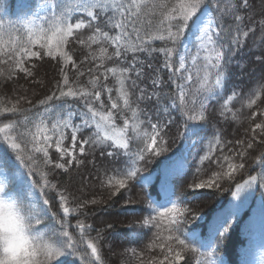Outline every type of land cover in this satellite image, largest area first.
<instances>
[{
    "label": "trees",
    "instance_id": "16d2710c",
    "mask_svg": "<svg viewBox=\"0 0 264 264\" xmlns=\"http://www.w3.org/2000/svg\"><path fill=\"white\" fill-rule=\"evenodd\" d=\"M40 2L41 0H0V20L4 23L3 30H0V109L11 108L13 105L19 109L17 113L0 111V128L9 125L4 132H0V152H8L14 157L15 153L8 147L4 136L17 138L26 154L35 156L40 171L47 174L50 184L56 186L45 188L43 194L37 189L41 203L44 199L49 200V204L43 206L47 209L45 218L49 221L66 220L67 230L73 236L78 249L76 255H66L59 264H83L79 257L84 252L90 254V249H87L88 241L98 245L103 264H161V261L168 264L164 260L166 250L162 251L159 246H153L154 243H165L157 240V233L168 235L164 227L167 221H162L160 229L143 225L144 219L155 215L151 202L160 207L165 198L167 201L176 200L182 209H187L177 234L190 246L200 249V252H203L202 241L213 231L216 218L225 216L235 220L228 234L217 237L215 264H250L252 259V264H264V251L255 257L254 250L260 230L250 222L251 213L255 214L253 208L257 200L262 198L264 202V187L261 186L264 184V129L253 131L256 124H264V84L258 83L264 78V7L260 8L264 0H248L247 6L243 5V0H221V7L228 9L222 17V23L225 29L230 27L231 32H224L219 37L213 35L216 43L212 44V51L223 50L226 62L223 63V87L217 88L221 98L213 97L206 111H202L199 105L206 93L198 91L204 77V72L198 71L202 70L204 61L199 60L191 66L195 48H192L186 57L188 71L178 73L175 72V68L179 66V58L176 55L170 61L172 69L164 67L166 58L161 50L172 47L171 43L149 39L156 33L162 19L159 15L161 9H156V15L153 16L151 5H167L168 9H171L177 6L180 0H145L149 7L142 10L138 24L141 36L148 41L144 45L148 50L138 53L129 51L121 58L113 55L115 48L110 38L95 33V26L99 25L103 31L109 32V37L119 35L118 30L111 29L100 21L93 22V28L85 27L75 33L59 49L53 48L52 56L46 55L48 49L41 45L52 36V18L51 13H38L39 7L36 5ZM212 2L214 5L215 0ZM210 10L213 17H219L214 7ZM46 15L50 18L48 21L42 19ZM72 15V22L84 20L85 24L88 23L86 14L74 12ZM235 15H239L241 20L236 21ZM34 25L39 27V32L32 38L39 39V43L28 44L29 29ZM237 25L241 33L247 31L249 35L245 37L240 34L239 43L234 44L232 37L237 35ZM215 30H219L216 24ZM190 36L191 32H187L181 38L182 42L175 46L179 55L183 54L184 43ZM80 40L84 43H80ZM10 42L15 44L10 46ZM121 43L131 47L135 43V34L128 38L126 45L123 40ZM19 44L40 53L39 57L23 59L22 66L27 68L31 75L16 67V61L21 54L18 50L14 51V47ZM62 52L72 59L68 60L66 56L61 55ZM134 57L135 67L132 68ZM109 68H116V75L107 72ZM124 68L129 71L121 76V70ZM215 71L209 69L210 81L215 80ZM137 72L140 73L139 77ZM188 73L192 74L193 79L185 88V102L188 108L185 111L183 108L173 107V103L180 104L176 85L184 84L185 81L180 77L187 76ZM65 75L69 81L67 86L64 85ZM105 75L108 76L107 81L104 80ZM121 79H124L123 91L128 94L130 107H125L123 99L120 98ZM153 81H158L159 86L154 85ZM104 84L113 89L111 95L119 103L120 112L123 113L121 115L120 112H114L113 125L106 131L108 135H119L127 119L129 154L143 147L141 138L145 132L151 131L149 117L152 123L159 122L163 126L161 135L166 151H162L158 156L146 154V159L136 165L142 169L138 177L128 181L127 186L121 189L115 185V179L119 178L117 173L126 168L123 161L128 164L132 161L123 155V150L112 147L114 141L93 142L96 140L94 127L86 129L82 136H78L75 159L70 165L67 161L72 158L65 156L61 160L54 146L49 148V157L53 164L44 165L42 153H33V145L30 142L31 133L36 131L34 125L39 122L46 107L63 105L66 110L75 113L84 110L82 99L54 98L47 105H41L40 101L46 100L53 93L59 97L61 88L64 91L68 88L89 92L100 90L101 100L105 105L102 111L107 112L110 101L108 93L103 89ZM141 89L145 95H151V99H138ZM249 99H255L256 103L250 105ZM94 107L99 109V103ZM165 108L168 109V114H164ZM189 116L199 118L189 120ZM168 121L171 123H167ZM45 122L51 126V122ZM73 123L79 124L80 117H75ZM137 125L139 128L134 132L133 128ZM191 125L202 127V138L186 134V128ZM104 131L102 128L101 137ZM213 132L215 136L212 135ZM66 137L69 146L71 130H66ZM88 138L91 140L84 146V153L81 154L80 140ZM193 141L195 144L185 157L183 146ZM249 144L252 145L251 148L248 147ZM205 145L206 148L212 147L207 156L210 158L200 161L205 152ZM108 151L116 154L108 156ZM225 157H228L227 161ZM56 162L65 163L66 170L56 169ZM229 162L244 164L230 179L222 175L228 170ZM19 166L32 182L42 183L38 172L29 174L23 164ZM214 172L221 173L219 187L194 188L195 183L211 179ZM252 176L257 179V188L251 204L246 210L243 204L238 210H233L228 203L232 192L235 191V185L243 184ZM110 179L112 183H109ZM61 193L67 197V206L73 209L67 217H64L60 208ZM230 210H233V213H230ZM198 217H202L204 222L198 224ZM78 220L91 225V228L81 234L76 227ZM182 255L184 260L180 264H199L204 260L199 253L191 251H183Z\"/></svg>",
    "mask_w": 264,
    "mask_h": 264
},
{
    "label": "snow or ice",
    "instance_id": "6c2138e0",
    "mask_svg": "<svg viewBox=\"0 0 264 264\" xmlns=\"http://www.w3.org/2000/svg\"><path fill=\"white\" fill-rule=\"evenodd\" d=\"M239 2V0H238ZM248 0H243V5L247 6ZM31 7V5H28ZM41 10L51 13L52 18V36L41 45V47H47L48 51L46 55H53V48L59 49L60 46L64 45L70 37H73L75 33L80 30L87 28H93V22L100 21L105 26L111 29H116L119 35L114 37H109V32L103 31L99 25L95 26V33L100 34L105 38H110L112 44L115 48L113 55L117 58L126 56L127 52L131 51L133 53L147 51L144 45L148 42L141 36V29L139 27V19L142 10L147 9L149 4L145 0H41L39 5H36ZM152 15H156V9H161L159 15L162 17L159 21V26L156 28V33L149 37L151 40H160L165 42H170L172 47H166L162 49L163 54L166 58L164 67L172 69L171 59L174 55L179 58V66L175 68V72L184 73L187 72L186 68V57L184 55H179L176 50V45L180 44L181 38L186 35L187 32H191L195 40L199 41L198 50L204 49L208 50L209 44H215L216 41L213 40L212 33L213 24L215 23L218 31L215 35L219 37L224 32H231V28L225 29L222 23V17L227 13L228 9L221 7V0H215L213 5L212 0H180L179 4L171 9H168L167 5H151ZM214 10L219 14V17L204 19L209 9ZM79 12L86 14L88 18V23L85 24L84 20H77L72 22L74 17L73 13ZM45 21H48L49 16L42 17ZM235 20L240 21L241 17L235 15ZM151 22L149 21V24ZM4 23L0 20V30H3ZM42 31V30H41ZM237 35L232 37V43H239V35L247 37L249 32L244 31L241 33L239 26L236 28ZM135 34V43L131 47L122 45L127 44L128 38ZM33 32L29 29V40L28 44L39 43V39H33ZM147 35V33H146ZM84 43L83 40L79 41ZM15 42H10V46L14 45ZM223 48V46H221ZM20 53V58L16 61V67L21 71L26 72L31 75V72L24 68L23 59L24 57H39L40 53L32 51L29 47L24 44H19L14 47V51ZM215 55L206 56L205 60L207 64L206 69H215V80L210 81L209 76L206 75L203 78V83L198 91H203L206 93L204 100L199 101L200 109L206 111L207 107L211 104L213 97L221 98V93L217 91V88L223 87L224 77L223 73V63L225 61V52L223 50H214ZM71 60L72 57L68 56L67 53H61ZM198 58L193 57V63ZM111 59V57H109ZM132 68L135 67V57L133 60ZM128 68L121 70V76L128 72ZM107 72L116 75V68H109ZM140 73L137 72L139 77ZM181 79L185 81L184 84H177L178 98L180 104L177 105L173 103V107L183 108L185 111L188 110L185 97V88L188 87L192 82V74L188 73L187 76H181ZM104 80H108V76H104ZM69 83L67 75L64 76V85L67 86ZM121 85L120 98L123 99V105L125 107H130V102L127 92L123 91L124 79L119 81ZM175 83V81H173ZM258 83L264 84V78ZM153 84L157 87L159 86L158 81H153ZM133 86L135 82L133 81ZM104 91L108 93V100L110 101V108L107 112H103L102 109L105 107L104 101L101 100V91L96 90L89 92L86 90L72 89L68 88L64 91L62 88L59 90V97H56L55 93L48 96L46 100L40 101L41 105L50 104L55 99H62L65 97H72L74 99H82L83 111L80 113H75L68 111L63 105L55 106L54 108L46 107L44 114L38 123H36L34 133H31V143L33 145V153H42L44 165H52L53 161L49 157V148L54 144L55 151L60 154V159L63 160L65 156H69L67 163L70 165L72 160L75 159L74 152L77 146L78 136H82L84 131L89 128H95L94 135L96 140L93 142H103V140L114 141L112 147L123 150V155L128 156L132 161L128 164L127 161H123L126 164V168H122L118 171V179H115V185L118 189L125 188L128 181L137 178L139 172L142 171L141 168L137 167L141 161L146 159V154L160 155L162 151H166L163 147V137L161 132L163 126L159 122L152 123L151 118H148V123L150 125V132H145L144 136L141 138L143 147H140L135 153L129 154V139L127 138V130L129 128L128 120L125 119L124 128L121 130L119 135L113 136L108 135L106 129L112 127L114 120V112H120L119 103L113 99L111 93L112 88L108 87L107 84L103 85ZM264 90V88H262ZM141 95L138 99H151V95H145L144 90H140ZM226 98V96L224 97ZM207 101L208 103H205ZM99 103V109L94 107L96 103ZM196 103V101H193ZM255 99H249V104H255ZM70 107V106H69ZM0 111H6L11 113H17L19 109L13 105L11 108L0 109ZM164 114H168V109L163 110ZM123 115L122 112H120ZM135 114V110H133ZM160 113L158 112L157 115ZM255 115V113L253 114ZM80 117V123L75 124L73 120L75 117ZM199 117L189 116L188 119H198ZM27 120V117L25 118ZM45 120L51 122V128L45 123ZM143 123V121H141ZM167 123H171L168 121ZM187 124V121L185 122ZM9 125H4V128H0V132H4ZM71 129V147H63L65 139V129ZM105 129L104 135L101 137V129ZM139 125L133 128L136 132ZM255 129H264V124H256ZM202 127L200 125H191L186 128V134L190 137L202 138ZM49 132L52 135H49ZM215 136V132L212 133ZM135 137H133L134 139ZM4 140L7 141L8 147L15 153V156L8 154V152H0V195L11 194L15 200L27 211L29 230L33 233L30 238L24 237L23 225L20 222H14L9 228H0V264H53L57 262L59 264L60 258L66 255H76L78 249L76 248V242L73 236L67 230L68 224L66 220L61 219L56 221L47 220L45 217L47 215V209L44 205L49 204L48 199H44L41 203L40 197L36 196V189H39L40 193H44L45 188H55L54 184H50L47 174L40 171L39 165L37 164L34 155L26 154L25 149L22 148L21 143L18 142L17 138L10 137L8 135L4 136ZM91 138L81 139L79 151L81 154L84 153V146L89 144ZM249 148L252 147L251 144L248 145ZM209 151H212V147H209ZM116 153L113 151H108V156H113ZM210 157H204V159H209ZM226 161L228 157L224 158ZM19 162V163H17ZM23 164L27 169L28 173L31 174L34 171L38 172L41 181L40 182H29L25 179L23 171L20 169L19 165ZM54 167L56 169H65V163L56 162ZM223 167V165H221ZM244 167V164H233L228 163V170L223 172V176H227L229 179L232 177L233 173ZM66 170V169H65ZM173 172L175 170H172ZM171 174V172L169 173ZM221 178V173H213L212 178L207 181H201L194 184L195 189L212 188L213 186L219 187L218 180ZM145 179L146 178H141ZM256 181V177L252 176L244 182V184L237 183L235 185V191L232 192L233 197H239L241 192L245 187L251 186ZM112 183V180H109ZM264 187V184H261ZM165 188H167V183H165ZM60 208L63 211L64 217L69 216L70 209L67 206V197L62 193L59 196ZM96 201H92L95 203ZM153 205L152 211L155 215H151L149 219L143 220V225L145 227L152 226L157 229L161 228L162 221H167L164 225L165 230L168 232L167 236H162L157 233L158 241H165V243H160L153 246H159L162 251L166 250V255L164 260L168 264H180L184 260L182 255L183 251H191L193 253H199L204 257V260L200 261L199 264H212L211 252H200V249L190 246L185 239H182L179 233L180 227L183 223L181 217L187 209H181L178 203L172 202L171 206L158 207L156 204L151 202ZM230 219L225 216L218 217L215 224L213 225V231L216 233L217 237H223L230 230L231 224ZM57 224L59 227L57 228ZM76 227L79 229L80 233L83 234L86 230L91 228V225H87L83 221H77ZM87 249H90V254L84 252L80 255V260L83 264H103V259L96 243L88 241ZM143 264V262H142ZM163 264V261H161Z\"/></svg>",
    "mask_w": 264,
    "mask_h": 264
},
{
    "label": "rangeland",
    "instance_id": "374dc122",
    "mask_svg": "<svg viewBox=\"0 0 264 264\" xmlns=\"http://www.w3.org/2000/svg\"><path fill=\"white\" fill-rule=\"evenodd\" d=\"M262 7H264V4H260V8H262ZM38 12H40V13H42V12H45V11H43V10H41L40 8L38 9ZM209 18H213L212 17V13H211V11L210 10H208V12H207V14L205 15V17H204V19L205 20H207V19H209ZM32 32H33V34H34V36H37L38 35V28L37 27H33L32 29ZM215 32H216V30H215V23L213 24V31H212V33H210V35H212V38H213V35L215 34ZM199 41H197V40H195V38L192 36V34H191V36L186 40V42H185V44H184V52H183V54L182 55H184L185 57H187V54L192 50V48H195V55H194V57H197L198 56V58L195 60V63H193V59H192V61H191V66L192 65H194V64H196V62L197 61H199V60H202V61H204V65L202 66V70H199L198 72H201V71H203L204 72V77L206 76V75H208V71H209V69H206L205 68V65L207 64V61L205 60V57L206 56H212V57H214V55H215V52L214 51H212V44H209L208 45V50H204V49H199L198 50V45H199ZM186 68L188 69V67H187V59H186ZM203 77V78H204ZM46 123V122H45ZM47 124V123H46ZM48 125V124H47ZM48 127L49 128H51V126L50 125H48ZM66 130L67 129H65V139H64V144H63V147H65V148H70L71 147V144L68 146L67 145V137H66ZM69 130H71L70 128H69ZM49 135H52V133L51 132H49ZM188 145H186L185 146V150H186V154H187V152H189L190 150H191V148H192V146H193V142L192 143H187ZM53 146H54V144H53ZM55 147V146H54ZM209 153H210V151H209V147L208 148H206V145H205V152H204V154L201 156V159H200V161H202V160H204V157H207L208 155H209ZM20 169L22 170V168L20 167ZM23 171V170H22ZM23 173H24V171H23ZM24 176H25V179H27V181H29L30 183H31V181L26 177V175H25V173H24ZM256 185H257V179H256V181L251 185V186H249V187H245V189L241 192V194H240V196L237 198V197H234L233 198V200H232V203H233V205H232V207H233V210L235 209V210H238L240 207H241V201H242V204L243 205H245L246 206V208H245V210L249 207V205L251 204V202H252V199H253V196H254V193H255V191H256ZM36 196H38V197H40L39 196V194H38V192H37V190H36ZM40 200H41V198H40ZM175 202V201H174ZM165 206H168V207H170L171 206V203H168L167 205H165ZM182 209V208H181ZM233 210H231V212L230 213H233ZM183 218L181 217V220H182ZM198 219H203L202 217L200 218V217H198ZM256 219H259L258 221H264V205H263V202H262V200H260V202H259V205H257L256 206V208H255V217H252L251 218V220L252 221H256ZM230 224H231V227L235 224V222L233 221V220H231L230 221ZM231 229V228H230ZM262 229L264 230V223L262 224ZM229 232V231H228ZM227 232V233H228ZM211 238L213 239V237L211 236ZM217 247L218 246H216V243L213 241V240H209V241H207V243H206V251H204V252H211L212 253V256H211V260H212V264H215V262H216V257H215V255H216V253H215V251H216V249H217ZM255 248V247H254ZM62 260V258H60V260H59V262ZM55 262V261H54Z\"/></svg>",
    "mask_w": 264,
    "mask_h": 264
},
{
    "label": "clouds",
    "instance_id": "9594fccd",
    "mask_svg": "<svg viewBox=\"0 0 264 264\" xmlns=\"http://www.w3.org/2000/svg\"><path fill=\"white\" fill-rule=\"evenodd\" d=\"M27 211L19 204L11 194L0 195V228H9L14 222L23 225L24 237L30 238L33 233L29 230Z\"/></svg>",
    "mask_w": 264,
    "mask_h": 264
}]
</instances>
